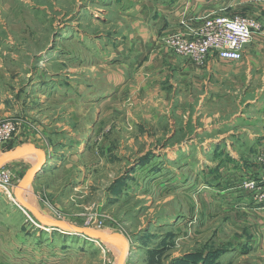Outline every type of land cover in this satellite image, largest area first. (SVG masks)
<instances>
[{"label": "rangeland", "instance_id": "obj_1", "mask_svg": "<svg viewBox=\"0 0 264 264\" xmlns=\"http://www.w3.org/2000/svg\"><path fill=\"white\" fill-rule=\"evenodd\" d=\"M134 1L0 0V120L31 129L39 150L1 169L0 264H119L121 240L51 229L31 209L122 234V264H228L251 247L237 172L257 164L264 105L111 93L107 44Z\"/></svg>", "mask_w": 264, "mask_h": 264}, {"label": "crops", "instance_id": "obj_2", "mask_svg": "<svg viewBox=\"0 0 264 264\" xmlns=\"http://www.w3.org/2000/svg\"><path fill=\"white\" fill-rule=\"evenodd\" d=\"M131 8L120 34V42L107 44V49L114 50V53L108 50L106 55V81L112 88L111 93L128 94L133 97L132 100L136 95L147 93L151 99L159 100L165 109L170 102L180 104L190 97L191 101L196 98L205 102L231 93L238 94L244 106L253 109L263 107L264 0H135ZM207 13L230 17L251 16L257 20L261 31L244 46L240 61L209 56L199 65L186 57L159 49L157 36L178 29L182 18L193 17L192 23L197 24V18ZM261 140L264 142V139ZM30 143L23 138L15 139L10 149H0V156ZM33 143L36 144L37 140ZM263 147L255 146L259 149ZM25 151L30 150H23L16 157L3 162L0 170ZM259 168L258 163L253 164L250 171L244 173L240 170L237 174L241 178L251 174L255 176ZM244 194V212L251 215V247L243 251H238L240 248L230 250L225 254L229 258L222 257L221 260L228 264H264V207L250 202L249 193ZM247 243L249 245L248 240Z\"/></svg>", "mask_w": 264, "mask_h": 264}, {"label": "built area", "instance_id": "obj_3", "mask_svg": "<svg viewBox=\"0 0 264 264\" xmlns=\"http://www.w3.org/2000/svg\"><path fill=\"white\" fill-rule=\"evenodd\" d=\"M195 18H182L178 29L166 31L156 38L159 49L177 56L186 57L196 64H203L209 56L232 62L240 61L244 46L251 42L260 25L251 16H225L207 13ZM31 129L13 119L0 120V149L13 139L31 138ZM260 166L256 175H247L240 187L250 194L255 203L264 207V147L257 156ZM6 173L0 170V186L5 182Z\"/></svg>", "mask_w": 264, "mask_h": 264}, {"label": "water", "instance_id": "obj_4", "mask_svg": "<svg viewBox=\"0 0 264 264\" xmlns=\"http://www.w3.org/2000/svg\"><path fill=\"white\" fill-rule=\"evenodd\" d=\"M23 150H34L37 154L39 153V150H36V148H34L32 145H26L23 147H16L15 149L11 150L10 152H8L6 155L0 156V165L8 160H11L12 158L16 157L17 155H19ZM40 167H38L36 169L33 168L30 171V175L31 174H35V172H37L39 170ZM28 177V176H26ZM30 177V176H29ZM18 188L21 187L20 184H18L17 186ZM23 206H26L25 203ZM27 208V207H26ZM33 212L36 214V216L39 218V220L47 227L51 228V229H66L69 230L75 234H79V235H83V236H90L93 237L97 240L100 241H110V240H121L123 243V250L119 256V264H122V260L123 257L125 258L127 253H126V246H128V242L127 240L124 238V236L118 232H114V233H106V232H101L95 229H90V228H84V227H77L74 225H71L65 221H46L44 220L42 217H40V214L37 213L34 209H32Z\"/></svg>", "mask_w": 264, "mask_h": 264}, {"label": "trees", "instance_id": "obj_5", "mask_svg": "<svg viewBox=\"0 0 264 264\" xmlns=\"http://www.w3.org/2000/svg\"><path fill=\"white\" fill-rule=\"evenodd\" d=\"M8 148V147H7ZM11 147H9V149H10ZM206 257V256H205ZM207 261H209L210 263H212L213 264V262H214V256H212V255H209V258L208 259H204V263L205 262H207Z\"/></svg>", "mask_w": 264, "mask_h": 264}, {"label": "bare ground", "instance_id": "obj_6", "mask_svg": "<svg viewBox=\"0 0 264 264\" xmlns=\"http://www.w3.org/2000/svg\"><path fill=\"white\" fill-rule=\"evenodd\" d=\"M38 155H39V153H38ZM30 176H31V175H30ZM26 180H27V179H26ZM18 200H19V198H18ZM20 203H22L21 200H20ZM25 205H26V204H25ZM31 210H32V209H31ZM47 229H48V228H47Z\"/></svg>", "mask_w": 264, "mask_h": 264}]
</instances>
